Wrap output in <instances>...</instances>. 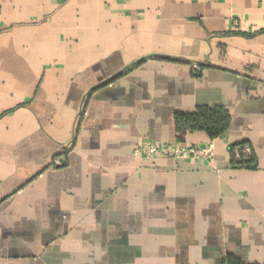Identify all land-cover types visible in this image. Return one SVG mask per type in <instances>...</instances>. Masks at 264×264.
I'll list each match as a JSON object with an SVG mask.
<instances>
[{
    "label": "crops",
    "instance_id": "obj_1",
    "mask_svg": "<svg viewBox=\"0 0 264 264\" xmlns=\"http://www.w3.org/2000/svg\"><path fill=\"white\" fill-rule=\"evenodd\" d=\"M202 105L229 128L180 140L174 113ZM227 254L264 264V0H0V264Z\"/></svg>",
    "mask_w": 264,
    "mask_h": 264
},
{
    "label": "trees",
    "instance_id": "obj_2",
    "mask_svg": "<svg viewBox=\"0 0 264 264\" xmlns=\"http://www.w3.org/2000/svg\"><path fill=\"white\" fill-rule=\"evenodd\" d=\"M174 125L179 139L187 132L203 131L210 139L222 136L231 124V115L223 106H198L191 112L178 111L174 113ZM231 148L232 164L236 167L254 168L252 153L249 157L237 160L234 149ZM222 264H247L234 254H227Z\"/></svg>",
    "mask_w": 264,
    "mask_h": 264
},
{
    "label": "built area",
    "instance_id": "obj_3",
    "mask_svg": "<svg viewBox=\"0 0 264 264\" xmlns=\"http://www.w3.org/2000/svg\"><path fill=\"white\" fill-rule=\"evenodd\" d=\"M234 157L237 160L247 158L252 151L250 146L242 144L236 147L233 151ZM134 154L140 158H153L157 156L172 157V158H193L203 159L212 162L214 159L213 144L209 143L200 147H184L180 144H165V143H145L134 148ZM55 165H60L61 161L55 158Z\"/></svg>",
    "mask_w": 264,
    "mask_h": 264
}]
</instances>
